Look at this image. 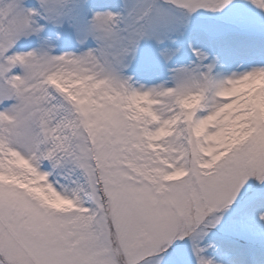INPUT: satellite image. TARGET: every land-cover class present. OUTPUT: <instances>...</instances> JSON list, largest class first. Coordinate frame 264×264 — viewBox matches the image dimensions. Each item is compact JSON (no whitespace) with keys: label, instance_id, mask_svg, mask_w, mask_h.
<instances>
[{"label":"snow or ice","instance_id":"obj_1","mask_svg":"<svg viewBox=\"0 0 264 264\" xmlns=\"http://www.w3.org/2000/svg\"><path fill=\"white\" fill-rule=\"evenodd\" d=\"M0 264H264V0H0Z\"/></svg>","mask_w":264,"mask_h":264}]
</instances>
